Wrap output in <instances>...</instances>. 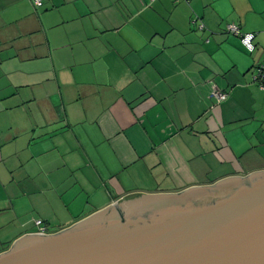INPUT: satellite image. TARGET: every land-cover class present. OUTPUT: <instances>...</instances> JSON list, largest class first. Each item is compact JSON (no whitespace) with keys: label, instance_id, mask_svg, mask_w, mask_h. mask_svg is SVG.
I'll use <instances>...</instances> for the list:
<instances>
[{"label":"crops","instance_id":"0c3cea01","mask_svg":"<svg viewBox=\"0 0 264 264\" xmlns=\"http://www.w3.org/2000/svg\"><path fill=\"white\" fill-rule=\"evenodd\" d=\"M35 1L0 0V254L264 171V0Z\"/></svg>","mask_w":264,"mask_h":264},{"label":"water","instance_id":"95a60500","mask_svg":"<svg viewBox=\"0 0 264 264\" xmlns=\"http://www.w3.org/2000/svg\"><path fill=\"white\" fill-rule=\"evenodd\" d=\"M0 264H264V171L172 194H132Z\"/></svg>","mask_w":264,"mask_h":264},{"label":"built area","instance_id":"2783aa9c","mask_svg":"<svg viewBox=\"0 0 264 264\" xmlns=\"http://www.w3.org/2000/svg\"><path fill=\"white\" fill-rule=\"evenodd\" d=\"M36 6H41V2L39 0L35 1ZM199 28L202 30L204 27L200 25ZM227 32L239 37L245 49L249 52L254 50V35L253 34H243L241 33L240 29L236 25H228ZM254 82L259 85L261 89H264V65L258 66L255 69V74L253 78ZM212 97L215 99L217 103H222L227 100L228 94L214 90L212 93ZM40 223H38L39 225ZM43 232V231H42ZM44 234V233H41Z\"/></svg>","mask_w":264,"mask_h":264},{"label":"rangeland","instance_id":"374dc122","mask_svg":"<svg viewBox=\"0 0 264 264\" xmlns=\"http://www.w3.org/2000/svg\"><path fill=\"white\" fill-rule=\"evenodd\" d=\"M93 215V214H92Z\"/></svg>","mask_w":264,"mask_h":264}]
</instances>
